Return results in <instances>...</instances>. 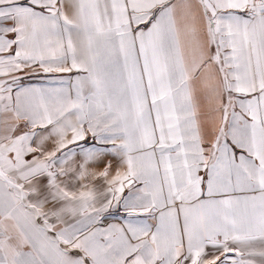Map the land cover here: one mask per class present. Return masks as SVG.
I'll return each mask as SVG.
<instances>
[{
	"label": "snow or ice",
	"instance_id": "6c2138e0",
	"mask_svg": "<svg viewBox=\"0 0 264 264\" xmlns=\"http://www.w3.org/2000/svg\"><path fill=\"white\" fill-rule=\"evenodd\" d=\"M0 264H264V0H0Z\"/></svg>",
	"mask_w": 264,
	"mask_h": 264
}]
</instances>
